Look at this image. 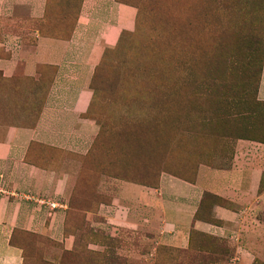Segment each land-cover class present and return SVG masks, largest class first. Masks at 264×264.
Segmentation results:
<instances>
[{"label":"rangeland","instance_id":"obj_1","mask_svg":"<svg viewBox=\"0 0 264 264\" xmlns=\"http://www.w3.org/2000/svg\"><path fill=\"white\" fill-rule=\"evenodd\" d=\"M120 2L137 10L136 28L124 33L96 68L87 114L99 129L92 148L71 153L33 146L43 171L40 197L65 204L54 191L53 175L47 179L46 173L54 170L56 180L70 161L80 170L68 209L58 212L74 249L65 251L46 234L15 230L12 243L23 250L24 264L220 262L211 253L224 251L221 245L202 241L201 253L157 246L138 210L133 221L125 224L121 216L111 222L113 213L102 210L106 203H96V191L101 179L108 182L104 190L115 180L155 188L164 174L193 180L201 165L224 166L237 140L264 141V102L258 99L264 0ZM49 4L41 32L69 38L77 4ZM51 83L23 75L2 81L0 131L36 125ZM50 212L41 209L40 215L49 220Z\"/></svg>","mask_w":264,"mask_h":264},{"label":"crops","instance_id":"obj_2","mask_svg":"<svg viewBox=\"0 0 264 264\" xmlns=\"http://www.w3.org/2000/svg\"><path fill=\"white\" fill-rule=\"evenodd\" d=\"M52 1L77 4L69 38H52L40 30ZM136 20L137 10L120 0H0V85L22 75L52 80L36 125L0 131V264L25 262L23 250L12 243L15 230L46 234L65 251L74 249L58 212L68 209L80 170L70 161L56 180L54 170L46 173L47 179L53 175L54 191L65 204L40 197L43 171L33 146L90 151L99 131L87 118L96 68L124 33L134 32ZM258 99L264 102V68ZM107 183L100 180L96 203H106L100 206L112 211L110 221L126 216V224L138 210L157 246L201 253L203 241L223 247L211 253L221 257L216 264H264V142L237 140L224 166L201 165L193 180L164 174L155 188L115 180L104 190ZM27 196L63 208L50 212L48 220L40 210L49 208Z\"/></svg>","mask_w":264,"mask_h":264},{"label":"built area","instance_id":"obj_3","mask_svg":"<svg viewBox=\"0 0 264 264\" xmlns=\"http://www.w3.org/2000/svg\"><path fill=\"white\" fill-rule=\"evenodd\" d=\"M27 199L30 200V201H35L40 206H43V207L46 206V207H48L51 212H55L58 209L63 208L60 204L54 203V202H51V201H47L45 199H36V198L31 197V196H27Z\"/></svg>","mask_w":264,"mask_h":264},{"label":"trees","instance_id":"obj_4","mask_svg":"<svg viewBox=\"0 0 264 264\" xmlns=\"http://www.w3.org/2000/svg\"><path fill=\"white\" fill-rule=\"evenodd\" d=\"M246 140H250V139H246ZM255 141H257V140H255ZM259 142H264V141H259ZM207 200L210 201V197L209 196L207 197Z\"/></svg>","mask_w":264,"mask_h":264}]
</instances>
